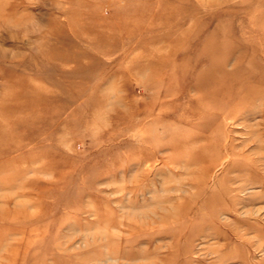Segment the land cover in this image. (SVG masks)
<instances>
[{"label": "rangeland", "instance_id": "1", "mask_svg": "<svg viewBox=\"0 0 264 264\" xmlns=\"http://www.w3.org/2000/svg\"><path fill=\"white\" fill-rule=\"evenodd\" d=\"M0 264H264V0H0Z\"/></svg>", "mask_w": 264, "mask_h": 264}, {"label": "bare ground", "instance_id": "2", "mask_svg": "<svg viewBox=\"0 0 264 264\" xmlns=\"http://www.w3.org/2000/svg\"><path fill=\"white\" fill-rule=\"evenodd\" d=\"M150 1V0H149ZM3 106V105H2ZM2 128V127H1ZM15 145V147H19V143H15L14 144Z\"/></svg>", "mask_w": 264, "mask_h": 264}]
</instances>
